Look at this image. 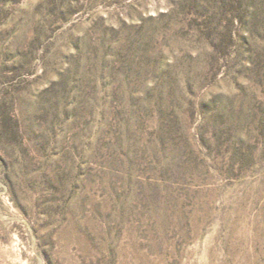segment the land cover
<instances>
[{"label":"rangeland","instance_id":"rangeland-1","mask_svg":"<svg viewBox=\"0 0 264 264\" xmlns=\"http://www.w3.org/2000/svg\"><path fill=\"white\" fill-rule=\"evenodd\" d=\"M0 264H264V0H0Z\"/></svg>","mask_w":264,"mask_h":264}]
</instances>
